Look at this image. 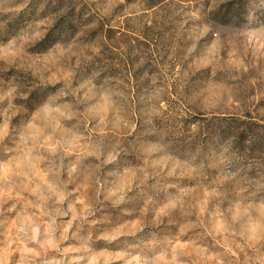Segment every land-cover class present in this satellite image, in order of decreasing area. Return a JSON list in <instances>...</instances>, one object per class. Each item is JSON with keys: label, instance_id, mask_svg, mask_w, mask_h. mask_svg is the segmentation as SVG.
Segmentation results:
<instances>
[{"label": "rangeland", "instance_id": "1", "mask_svg": "<svg viewBox=\"0 0 264 264\" xmlns=\"http://www.w3.org/2000/svg\"><path fill=\"white\" fill-rule=\"evenodd\" d=\"M0 264H264V0H0Z\"/></svg>", "mask_w": 264, "mask_h": 264}, {"label": "clouds", "instance_id": "2", "mask_svg": "<svg viewBox=\"0 0 264 264\" xmlns=\"http://www.w3.org/2000/svg\"><path fill=\"white\" fill-rule=\"evenodd\" d=\"M101 101L102 103L99 105L100 112H107V110L113 106L111 99L106 94L101 96Z\"/></svg>", "mask_w": 264, "mask_h": 264}]
</instances>
